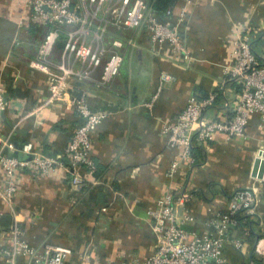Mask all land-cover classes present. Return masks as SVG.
Wrapping results in <instances>:
<instances>
[{
	"label": "crops",
	"instance_id": "crops-1",
	"mask_svg": "<svg viewBox=\"0 0 264 264\" xmlns=\"http://www.w3.org/2000/svg\"><path fill=\"white\" fill-rule=\"evenodd\" d=\"M144 1L150 4L155 0ZM20 3L0 0V84L13 105L2 121L8 151L26 160L28 146L44 155L65 153L81 119L69 101L70 94L21 119L25 110L43 106L49 93L44 75L28 67L46 29L32 25L17 5ZM79 5L77 12L85 23L64 28L66 33L80 30V40L123 57L120 74L111 82L99 84L100 70H94L90 78L76 82L73 90L76 95H87L93 111L110 113L92 138L96 177L102 184L72 200L63 168L50 175L26 170L16 178L11 205L0 198V250L8 246L6 235L17 226L22 238L39 251L47 242L70 247L73 254L65 264H78L86 252L92 264H137L153 252L148 212L165 191L171 190L176 200L183 193L192 194L178 210L189 218L185 229L202 236L225 210L230 194L253 182L254 151L264 140L259 114L251 116L246 140L218 139L207 148L195 146L193 166L179 163L171 180L165 175L178 152L168 148L162 126L175 120L190 94L206 96L212 90L218 92V98L207 117L229 114L240 91L237 82L228 78L231 40L241 28L252 27L253 50L264 57V0H177L172 7L173 20L186 11L180 31L193 57L189 65L172 56L166 46L155 56L145 30H119L87 0H79ZM51 60L64 61L74 70L86 68L73 58L63 60L62 42L56 45ZM162 72L171 74L174 81L166 84L147 108L144 104L155 93ZM6 186L7 177L0 168V189ZM260 198L258 211L264 220V182ZM5 216L11 218L9 224H4ZM238 235L247 246L243 250L228 247V264H248L253 259L256 238L243 231ZM18 262L28 264L29 259L19 258ZM0 264H6L1 257Z\"/></svg>",
	"mask_w": 264,
	"mask_h": 264
},
{
	"label": "built area",
	"instance_id": "built-area-1",
	"mask_svg": "<svg viewBox=\"0 0 264 264\" xmlns=\"http://www.w3.org/2000/svg\"><path fill=\"white\" fill-rule=\"evenodd\" d=\"M87 3L95 8L96 13L103 12L119 30L148 32L155 56L166 46L172 56L180 57L187 65L191 64L193 57L180 31L186 16L185 10L174 21L172 7L159 15L144 0H87ZM17 5L30 18L32 25L46 29L36 58L29 62L28 67L44 75L49 93L43 106L25 110L21 119L38 114L46 105L57 103L70 94L69 101L81 123L70 137L65 153L44 155L32 151L31 146H28L25 151L29 153V158L19 159L9 153L10 145L2 132V121L10 114L13 105L5 98V89L0 84V168L7 177V186L5 190L0 189V198L11 205L17 189L16 178L26 170L50 175L63 168L68 173L69 192L74 196L71 197L73 200L102 184L96 177L97 168L91 151L92 138L102 122L110 116L107 112L93 111L85 93L74 94L75 84L90 78L94 70H100L99 84L111 82L120 74L123 57L117 52L106 54L80 40L77 34L80 30L67 31L66 38L62 39L64 28H76L85 23L77 12L79 0H21ZM19 24L23 26L24 23L20 21ZM253 32L252 27L245 26L231 40L232 66L228 78L237 82L240 91L229 114L219 113L215 118L207 117L218 98V92L212 90L206 96L190 94L175 120L163 124L162 131L167 138L168 148L178 152L177 160L165 175L167 180L174 178L179 163L193 166L194 146L207 148L218 139L225 142L246 140L253 114H259L264 123V57L260 58L253 50ZM59 42H62L63 60L66 57L73 58L86 68L74 70L64 61L54 63L51 56ZM114 44L121 46L119 42ZM172 81L174 77L171 74L162 72L155 93L144 106L151 108L164 86ZM258 158H264V140L254 151L250 172L253 182L230 194L225 210L216 216L202 236L185 229L189 218L185 211L178 210L179 204L183 206L192 194L183 193L176 200L171 190L165 191L148 212L149 230L154 236L153 252L137 264H228L225 255L228 247L243 250L247 246L238 232L249 234L253 230L257 236L253 259L248 264H264V220L258 211L264 168L255 172L253 167ZM10 230L5 238L8 246L0 250V257L6 264H22L18 262L19 258H28V264H65L73 254L68 246L48 242L39 251L22 238L17 226ZM78 264H92L88 252L80 255Z\"/></svg>",
	"mask_w": 264,
	"mask_h": 264
},
{
	"label": "trees",
	"instance_id": "trees-1",
	"mask_svg": "<svg viewBox=\"0 0 264 264\" xmlns=\"http://www.w3.org/2000/svg\"><path fill=\"white\" fill-rule=\"evenodd\" d=\"M177 0H155L153 3H150L149 6L151 7V9L153 11H155L156 13H158L159 15L163 14V12H165L166 10H168L169 8L173 7V5L175 4ZM66 33L65 29H63V32H62V39L64 37V34ZM17 42V43H16ZM19 42L16 40L15 41V44H18ZM61 43V42H60ZM195 147V146H194ZM193 147V149H194ZM194 158H195V155L193 154ZM96 176H98L96 174ZM91 191V190H89ZM88 192V191H87ZM85 194V193H84ZM84 194H82L81 196H83ZM249 235L253 236L256 238V234L254 233V230L249 233Z\"/></svg>",
	"mask_w": 264,
	"mask_h": 264
},
{
	"label": "bare ground",
	"instance_id": "bare-ground-1",
	"mask_svg": "<svg viewBox=\"0 0 264 264\" xmlns=\"http://www.w3.org/2000/svg\"><path fill=\"white\" fill-rule=\"evenodd\" d=\"M254 170L255 172H257V170L259 169H263L264 168V158H258L255 163L253 164Z\"/></svg>",
	"mask_w": 264,
	"mask_h": 264
},
{
	"label": "water",
	"instance_id": "water-1",
	"mask_svg": "<svg viewBox=\"0 0 264 264\" xmlns=\"http://www.w3.org/2000/svg\"><path fill=\"white\" fill-rule=\"evenodd\" d=\"M10 219H11V218H10L9 216H5V217L3 218V220L5 221L4 224H9Z\"/></svg>",
	"mask_w": 264,
	"mask_h": 264
}]
</instances>
